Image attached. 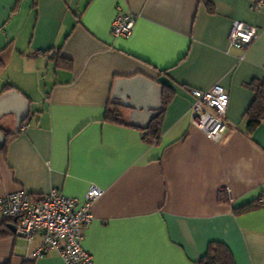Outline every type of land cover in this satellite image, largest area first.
Listing matches in <instances>:
<instances>
[{
    "label": "crops",
    "instance_id": "1",
    "mask_svg": "<svg viewBox=\"0 0 264 264\" xmlns=\"http://www.w3.org/2000/svg\"><path fill=\"white\" fill-rule=\"evenodd\" d=\"M123 11L136 15L133 31L114 36ZM235 20L258 29L248 47L229 44ZM138 74L173 91L155 144L113 102L117 79ZM255 79L264 80V9L249 0H0V95L12 87L30 101L25 130L13 132V115L0 122V197L101 188L83 240L93 264H198L215 241L236 264H264V120L248 130L246 116ZM215 84L230 94L219 140L191 111V90ZM113 105L124 123L105 118ZM11 223L0 216V264H67L54 249L33 258L42 236L28 243Z\"/></svg>",
    "mask_w": 264,
    "mask_h": 264
},
{
    "label": "built area",
    "instance_id": "2",
    "mask_svg": "<svg viewBox=\"0 0 264 264\" xmlns=\"http://www.w3.org/2000/svg\"><path fill=\"white\" fill-rule=\"evenodd\" d=\"M254 10L264 9V0H249ZM136 15L131 11L119 12L112 23L114 36H129L134 28ZM258 36L256 26L235 20L229 34V44L248 47ZM191 111L193 125L206 137L219 140L229 127L226 112L230 94L221 84L208 90L192 89ZM28 124H22L25 130ZM103 190L89 187L83 198L69 196L59 189H52L41 197H35L24 189L15 190L0 197V216L16 219V233L28 243L37 235L42 242L31 253L41 258L50 250H56L67 264H93L92 254L84 248L85 230L93 219L92 207Z\"/></svg>",
    "mask_w": 264,
    "mask_h": 264
},
{
    "label": "water",
    "instance_id": "3",
    "mask_svg": "<svg viewBox=\"0 0 264 264\" xmlns=\"http://www.w3.org/2000/svg\"><path fill=\"white\" fill-rule=\"evenodd\" d=\"M162 97V84L143 74L117 79L113 92V102L130 109L129 123L142 129L148 128L152 120L163 111ZM29 114L30 101L17 89L0 95V122L6 116L13 115V132L20 131ZM5 142L6 136L0 129V149ZM9 226L12 231H16V219Z\"/></svg>",
    "mask_w": 264,
    "mask_h": 264
},
{
    "label": "trees",
    "instance_id": "4",
    "mask_svg": "<svg viewBox=\"0 0 264 264\" xmlns=\"http://www.w3.org/2000/svg\"><path fill=\"white\" fill-rule=\"evenodd\" d=\"M54 57H58V61L61 63H66L65 59L56 55ZM68 63V62H67ZM248 86L254 91L255 97L251 105L246 111V116L249 119L248 123V130H252L258 123L264 120V80H253L248 83ZM9 88V87H8ZM12 89V87L10 88ZM173 91L167 89L163 86V110L166 108L167 104L169 103L172 97ZM163 112V111H162ZM161 112V113H162ZM163 113L157 116L149 125L148 128L143 130V139L148 144H155L160 137V130H161V119ZM107 120H111L114 122H123V113L118 105H113L108 107L106 112ZM30 118L24 121L22 124H29ZM4 131L6 136V140L8 138L9 133L5 131L4 128H1ZM22 130V129H21ZM5 151L3 146L0 149V154ZM219 201L222 203H229L230 196L229 193L225 191H221L219 195ZM262 206L261 200H254L242 207L236 208V213L247 212ZM6 229H0V237L6 235ZM198 264H236V260L231 249L223 242L215 241L212 242L206 252V254L197 262Z\"/></svg>",
    "mask_w": 264,
    "mask_h": 264
}]
</instances>
